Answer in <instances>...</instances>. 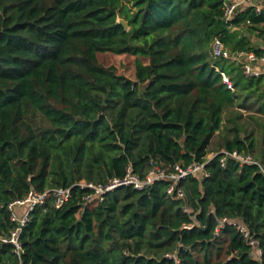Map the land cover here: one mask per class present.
Returning <instances> with one entry per match:
<instances>
[{
	"label": "trees",
	"instance_id": "trees-1",
	"mask_svg": "<svg viewBox=\"0 0 264 264\" xmlns=\"http://www.w3.org/2000/svg\"><path fill=\"white\" fill-rule=\"evenodd\" d=\"M224 1L0 0V264H264V165L235 111L253 101L264 117V74L211 55L214 37L264 54L238 29L264 10L226 22ZM105 52L134 56L135 79L100 63ZM225 114L233 134L220 150L259 164L222 163L220 150L208 159ZM202 162L207 175L177 182L182 198L166 193L168 179L87 202L75 185L128 165L143 177L151 163L170 172ZM58 186H72L70 198L56 207L48 195L29 212L18 255L4 241L15 226L8 204ZM223 218L247 227L259 258Z\"/></svg>",
	"mask_w": 264,
	"mask_h": 264
},
{
	"label": "built area",
	"instance_id": "built-area-1",
	"mask_svg": "<svg viewBox=\"0 0 264 264\" xmlns=\"http://www.w3.org/2000/svg\"><path fill=\"white\" fill-rule=\"evenodd\" d=\"M258 1L259 0H225L222 7V17L224 21H231L234 18L236 11L243 5H251L256 13H260L261 7ZM211 55L214 58L223 57L233 62L240 63L243 74L245 76L259 75V73L255 71L254 66L259 61H264V54L257 56L253 52L229 51L228 49H226L219 37H214L211 42ZM222 79L223 82L227 85V88L233 90V84L230 81L229 77L222 73ZM219 153L224 154V157L221 158L222 163H224L226 156H230L241 163L259 164V162L255 160L250 154H241L236 150L232 152L221 150ZM215 155L216 153L212 156H208V159H211ZM204 165V162L191 163L187 166L175 164L172 171L166 172L158 165L151 163L150 169L143 177L135 173L131 165H128L126 167L124 175L121 177H113L111 179H108L105 183H87L84 181H80L78 183H75V185H79L81 188L89 189V191L83 196V201L87 202L93 199L102 200V197L105 193L121 186H131L135 189H144L145 187L150 186L156 179H168L170 183L166 188V193L169 195H174L176 198H182L185 197V192L182 188L177 186V182L190 174L202 173L204 175H207V173L204 172ZM72 186H58L45 189L41 192L30 190L23 198L17 199L8 204L7 208L10 211V220L15 223V226L11 231L9 237L7 239H4V241L11 243L14 246V251L18 255H20L22 251L19 241V234L21 228L24 226L28 219L29 212L35 206L43 204L48 195L52 196L54 205L56 207L61 206L70 198ZM219 223L236 225L238 231L248 241V244L254 249V256L256 258H259L261 256V250L258 248L256 241L252 238L246 226L236 220L233 221L227 218L219 220ZM187 227H190V225ZM216 231H218V228H216ZM173 258L177 262V259L175 257Z\"/></svg>",
	"mask_w": 264,
	"mask_h": 264
},
{
	"label": "rangeland",
	"instance_id": "rangeland-1",
	"mask_svg": "<svg viewBox=\"0 0 264 264\" xmlns=\"http://www.w3.org/2000/svg\"><path fill=\"white\" fill-rule=\"evenodd\" d=\"M97 57L99 62L103 65L114 66L117 73L123 74L130 79H135L134 56L105 52L99 53ZM248 106L249 107L247 108L237 107L235 110L236 112L241 113L240 118L237 119V123L243 128V134H250L253 136L255 147L252 154L259 157L258 159L261 160L264 165V117L256 114V104H254L253 101L249 102ZM227 116L228 114L224 115L223 127L212 139L208 156L217 153L216 151L221 149L224 139L233 134V122L227 121Z\"/></svg>",
	"mask_w": 264,
	"mask_h": 264
},
{
	"label": "crops",
	"instance_id": "crops-1",
	"mask_svg": "<svg viewBox=\"0 0 264 264\" xmlns=\"http://www.w3.org/2000/svg\"><path fill=\"white\" fill-rule=\"evenodd\" d=\"M258 3L261 7V10H264V0H259ZM247 8H252L254 10V8L251 5H243L236 11V14ZM254 27H258V28L255 29ZM238 29L240 30L241 34L249 38L251 45L253 47L264 49V20L257 24L250 22H243L238 25ZM254 69L259 74H264V61H259L258 63H256ZM256 114L259 115L257 112Z\"/></svg>",
	"mask_w": 264,
	"mask_h": 264
},
{
	"label": "water",
	"instance_id": "water-1",
	"mask_svg": "<svg viewBox=\"0 0 264 264\" xmlns=\"http://www.w3.org/2000/svg\"><path fill=\"white\" fill-rule=\"evenodd\" d=\"M119 22H121L124 25V27L127 28L126 23L122 19H120Z\"/></svg>",
	"mask_w": 264,
	"mask_h": 264
}]
</instances>
